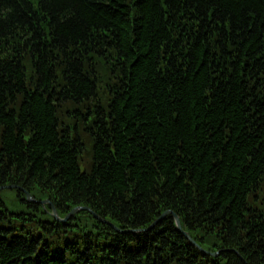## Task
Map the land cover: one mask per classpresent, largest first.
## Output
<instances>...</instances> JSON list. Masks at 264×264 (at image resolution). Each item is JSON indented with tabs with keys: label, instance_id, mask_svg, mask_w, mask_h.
I'll list each match as a JSON object with an SVG mask.
<instances>
[{
	"label": "trees",
	"instance_id": "1",
	"mask_svg": "<svg viewBox=\"0 0 264 264\" xmlns=\"http://www.w3.org/2000/svg\"><path fill=\"white\" fill-rule=\"evenodd\" d=\"M0 6V186L25 188L0 192L16 206L1 205L0 264H65L55 255L69 245L76 264L118 255L109 225L63 240L41 230L51 221L25 191L62 214L83 205L126 229L171 210L201 246L221 251H199L170 216L145 233V262L264 264V0ZM134 9L142 16L132 23Z\"/></svg>",
	"mask_w": 264,
	"mask_h": 264
},
{
	"label": "bare ground",
	"instance_id": "2",
	"mask_svg": "<svg viewBox=\"0 0 264 264\" xmlns=\"http://www.w3.org/2000/svg\"><path fill=\"white\" fill-rule=\"evenodd\" d=\"M2 11L3 10L0 6V12H2ZM141 16H142L141 9H139V10L134 9L133 12L131 13L130 20L132 23H134V21L140 19ZM33 30L35 32L34 34L38 37H39V33L42 34V32H40V30L42 31V29L35 27ZM135 30H136V28H134L133 33L135 32ZM130 39H131L130 44L133 45L136 37L132 36V37H130ZM44 44H46V43H44ZM64 59L66 60V57ZM40 60H41L40 57H37L33 60L34 66L32 68L35 69L36 73H39ZM47 60L49 61L50 66L54 70L57 67V63L54 60H51L48 58H47ZM95 63L93 62L94 66H95ZM68 65H69V63H68ZM93 65H92V67H93ZM37 77H38V75H37ZM64 80L59 81V84H58L62 90H63V88H65L67 86V84ZM83 116H85V115H83ZM4 186H6V185H4ZM18 188H19V190L25 189L22 186H18ZM3 202L8 207L9 210L14 211L16 209V206H14V204H13V200H11L10 198H4ZM1 205H2V201L0 199V215H1L2 219L7 220L9 218V213H7L1 207ZM148 227L149 226L141 227L142 229L137 233H133L130 230L123 228V227L117 228V234L119 236V243H118V250H117L118 255L117 256L115 255L111 261L109 259H106L105 257H103L102 260L96 264H131V262H136V261L140 262L139 264H146V263L147 264H153L152 262H145L143 260V258L140 257L141 256L140 255V247L143 245V240L145 239V232L148 229ZM3 234H7V233H3ZM3 234L0 238V245H1V242H3L4 240H7ZM6 236H8V235H6ZM84 257H85V261H88L89 254L88 255L86 254ZM72 258L76 259L74 256H72ZM77 261L81 262L80 260H77Z\"/></svg>",
	"mask_w": 264,
	"mask_h": 264
},
{
	"label": "rangeland",
	"instance_id": "3",
	"mask_svg": "<svg viewBox=\"0 0 264 264\" xmlns=\"http://www.w3.org/2000/svg\"><path fill=\"white\" fill-rule=\"evenodd\" d=\"M101 60V59H100ZM100 60H98V61H100ZM105 65H107V64H103V66H102V61H101V67L103 68V67H105ZM101 76H105V81L103 80V84H104V86L106 87V88H116L117 86H115V82L117 81V79L114 77V76H112V77H114L115 78V80L114 79H111L112 77H110V71L107 69V70H105V71H103L101 68H100V70H99V72H98V75H97V77H99V78H101ZM109 88V89H110ZM111 96V92H109L108 91V94H107V97L109 98L110 96ZM90 209H92V208H90ZM93 210V209H92ZM179 216V215H178ZM180 217V216H179Z\"/></svg>",
	"mask_w": 264,
	"mask_h": 264
},
{
	"label": "water",
	"instance_id": "4",
	"mask_svg": "<svg viewBox=\"0 0 264 264\" xmlns=\"http://www.w3.org/2000/svg\"><path fill=\"white\" fill-rule=\"evenodd\" d=\"M172 213L174 215V217L176 218V221L178 223V225H180V220L177 214H175L173 211L168 210L166 211L158 220L155 221V223L153 225H155L157 222H159L163 217H165L167 214ZM185 235L187 236L188 239L191 240V237L188 235V233H185Z\"/></svg>",
	"mask_w": 264,
	"mask_h": 264
}]
</instances>
